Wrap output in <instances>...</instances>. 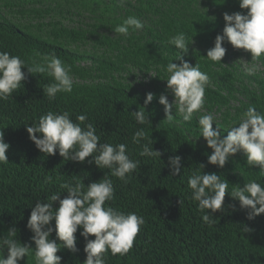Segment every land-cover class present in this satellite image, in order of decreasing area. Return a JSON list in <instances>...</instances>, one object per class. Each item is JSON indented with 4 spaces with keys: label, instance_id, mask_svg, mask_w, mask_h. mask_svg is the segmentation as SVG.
I'll return each mask as SVG.
<instances>
[{
    "label": "trees",
    "instance_id": "16d2710c",
    "mask_svg": "<svg viewBox=\"0 0 264 264\" xmlns=\"http://www.w3.org/2000/svg\"><path fill=\"white\" fill-rule=\"evenodd\" d=\"M235 12L247 13L240 9L239 0H0V51L19 56L26 64L35 52L55 53L71 65L74 81L71 93H58L49 100L43 87L53 82L52 77L27 74L25 68L22 88L0 101V130L10 145L8 163H0V236L15 227L16 239L34 249L27 222L36 201L47 202L58 191L61 199L66 197L62 183L82 179L87 187L109 174L115 198L106 206L134 212L145 223L130 251L123 256L106 253V264H264V214L247 219L249 210L226 194L223 211L212 214L218 222L206 224L187 184L200 164L205 165L203 172L222 175L229 182V194L233 185L243 187L251 180L264 184L259 166L250 165L242 152L230 157L222 169L209 165L211 149L199 133V118L208 113L222 137L240 122L250 104L264 113V71H248L255 64L264 66V56L257 61L225 41L222 46L227 51L220 61L224 66L206 59L215 37L223 32V14ZM130 15L144 27L130 30L127 37L115 33V27ZM181 32L193 40L183 59L192 66L199 64L210 83L204 107L192 121H183L174 104L175 120L169 124L158 100L165 94L173 102L165 67L179 50L168 40ZM149 92L154 94L146 107L150 125H139L130 114L144 106ZM48 111H68L77 123L78 115H86L85 123L94 124L101 143L128 146L130 158L140 162L138 170L125 183L110 176L109 169L89 164L91 157L77 163L63 161L58 153H41L26 128ZM138 128L148 133L153 150L162 153L160 158L139 155L141 145L132 141ZM173 156L181 157V172L176 176L168 165ZM244 227L250 231L244 232ZM80 231L75 234L78 251L57 253L61 264H83L86 242ZM50 239H55V232ZM20 264H36L34 255Z\"/></svg>",
    "mask_w": 264,
    "mask_h": 264
},
{
    "label": "clouds",
    "instance_id": "9594fccd",
    "mask_svg": "<svg viewBox=\"0 0 264 264\" xmlns=\"http://www.w3.org/2000/svg\"><path fill=\"white\" fill-rule=\"evenodd\" d=\"M123 3V0H121ZM240 9L247 13H224V28L222 34L215 37L214 47L206 53V59L220 63L227 49L223 43L227 41L235 49H242L251 57L260 60L264 56V0H239ZM144 27L142 21L130 15L117 25L115 33L127 37L131 31ZM168 43L179 50V54L170 59L165 71L167 90L176 100L175 112L181 114L183 121L191 122L193 114L200 111L205 104L204 95L210 77L201 71L200 65L192 66L183 59L193 43L185 33L181 32L169 38ZM179 61V64L173 61ZM221 64V63H220ZM223 65V64H221ZM224 66V65H223ZM52 77V81L43 87V93L49 100L56 98L58 93H71L74 87L71 76V65L66 64L55 53H33L30 63L26 64L19 56L0 51V101H6L22 88L26 73ZM249 72L254 71L250 68ZM154 99V94L146 93L144 106L130 114L139 125H150L146 107ZM163 106L164 122L171 124L175 120L174 101L169 102L168 96L161 94L158 100ZM86 115H78L76 121L71 119L68 111L62 113L48 111L41 115L38 122L26 128L29 140L46 156L59 154L63 161L89 164L98 169H109L110 176L127 183L129 176L139 168V161L130 158L124 143L113 145L101 143L93 123H85ZM200 137L211 149L207 163L222 169L229 158L242 152L247 162L259 166L264 175V113L257 111L255 105H249L242 114L240 122L229 127L226 136H221L218 127L213 129L214 116L211 113L199 118ZM83 125V127L81 126ZM3 129V128H0ZM144 128H138L132 136L135 144L141 145L139 153L142 157L160 158L162 153L154 151L153 141ZM141 140L148 141L141 144ZM10 145L4 140V132L0 130V163H8L6 152ZM172 176L181 172V157L173 156L168 160ZM205 165L188 177L187 184L192 191L191 198L198 202V211L203 213L204 223L214 225L218 222L213 218L214 213L223 211L226 194L239 202L241 209H247V219L264 214V184L251 180L243 187L233 185L229 194V182L222 175L203 172ZM60 188L67 196L61 199L62 192H55L47 197V202L37 200L32 206L27 222V228L33 233L31 243L22 244L17 237V229L11 227L6 235L0 236V264H20L25 257L34 255L36 264H61L62 257L57 255L62 249L76 252V233L85 240L83 264H106V253L121 256L127 254L133 242L145 223L142 216L136 213H124L118 209L106 206L115 196L113 181L109 174L102 179L90 183L87 187L81 180L75 184L62 183ZM58 202V207H53ZM181 203V201H180ZM54 221V227L51 222ZM244 232H249L247 227ZM55 232V239H50ZM90 236L94 239H88ZM59 241L60 243H58ZM6 258H5V251Z\"/></svg>",
    "mask_w": 264,
    "mask_h": 264
},
{
    "label": "rangeland",
    "instance_id": "374dc122",
    "mask_svg": "<svg viewBox=\"0 0 264 264\" xmlns=\"http://www.w3.org/2000/svg\"><path fill=\"white\" fill-rule=\"evenodd\" d=\"M75 20V19H74ZM86 21H82V23H85ZM69 25L71 26V27H73V26H76V24H71V23H69ZM244 59H242L240 62H241V64H242V66L244 67V65H245V63H244V61H243ZM252 69H254V71H252L253 73H256V72H258V71H261V70H263L264 71V66H259L258 64H255V66H253V67H251ZM250 69V68H249ZM173 101H174V104H176L177 102H176V100H175V98H174V96H173Z\"/></svg>",
    "mask_w": 264,
    "mask_h": 264
}]
</instances>
